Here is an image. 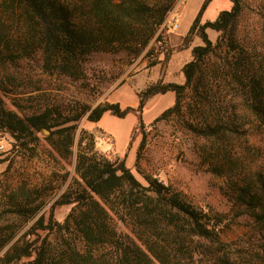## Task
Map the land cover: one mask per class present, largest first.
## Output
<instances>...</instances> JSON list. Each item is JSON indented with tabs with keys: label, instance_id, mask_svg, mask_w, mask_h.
<instances>
[{
	"label": "trees",
	"instance_id": "16d2710c",
	"mask_svg": "<svg viewBox=\"0 0 264 264\" xmlns=\"http://www.w3.org/2000/svg\"><path fill=\"white\" fill-rule=\"evenodd\" d=\"M176 1L0 0V68L34 62L42 72L79 80L95 52L137 56L144 50L153 58L151 65L157 64ZM229 1L228 9L203 22L212 0L202 1L180 45L189 48L195 37L202 42L191 48L182 83L152 82L139 91L136 107L105 101L63 113L46 106L23 117L2 106L0 126L17 140L44 127L51 131L52 149L67 159L83 116L96 122L105 112L120 118L132 113L142 126L147 100L172 92L174 103L152 123L190 116L186 125L202 141L198 150L206 170L219 180L236 215L252 219L261 247L234 251L222 239L228 226L223 215L194 206L153 177L142 184L124 159L94 151L90 137V147L81 146L75 157V185L68 184L47 214L41 206L30 207L28 190L11 193L12 207L3 211L0 223V264H264V4L258 10V38L252 40L239 35L242 0ZM208 29L219 33L215 41ZM20 81L9 70L0 78L5 88ZM144 145L145 136L137 159ZM65 204L72 208L58 221L54 208ZM111 212L127 221L134 238L118 233ZM26 217L34 220L16 237L25 224L16 231L13 226Z\"/></svg>",
	"mask_w": 264,
	"mask_h": 264
},
{
	"label": "rangeland",
	"instance_id": "374dc122",
	"mask_svg": "<svg viewBox=\"0 0 264 264\" xmlns=\"http://www.w3.org/2000/svg\"><path fill=\"white\" fill-rule=\"evenodd\" d=\"M203 0H177L166 20L172 14L178 16L177 27L168 24L166 48L158 53L159 62L151 65L152 57L146 50L139 55L119 52H95L85 64V77L70 79L57 73L42 72L34 62H22L10 69L0 68V78L6 70L18 76L20 85L6 88L0 82V107L17 112L20 116L40 111L46 106H55L63 113L83 105L95 107L105 101L118 102L121 107L138 104V93L152 82L163 79L182 83L183 65L191 60V48L201 44L195 37L189 48L181 50L184 34L195 17ZM243 12L240 17L239 35L256 40L261 19L258 14L264 0H242ZM229 0H212L202 16L204 20H214L221 10L228 9ZM212 41L218 32L208 29ZM167 45L169 47L167 52ZM2 85V86H1ZM189 100H186L188 102ZM174 103V93L157 94L150 97L142 111L143 125L138 124L135 114L129 113L120 118L105 112L100 120L92 122L86 115L77 123L75 146L71 158H62L50 146L47 139L51 135L43 133L42 128L34 136L17 140L0 126V223H4V210L11 208L10 195L21 188L33 196L30 207L41 206V212L49 211L55 199L75 180V157L80 147L88 148L93 138L94 151L109 159H124L135 177L146 184L150 176L196 207L211 209L225 217L227 227L222 239L231 248H245L253 252L262 245L260 235L254 228L252 219L236 215V207L224 195L220 182L206 170L198 146L202 141L186 125L190 116L174 117L170 120H153L163 110ZM44 128V127H43ZM46 129V128H45ZM145 136V145L137 159V148ZM81 145H80V144ZM72 208V204L57 205L53 216L62 221ZM113 225L119 234L134 238L127 221L115 215ZM17 222L13 230L21 228L18 237L34 219ZM103 252V249H100Z\"/></svg>",
	"mask_w": 264,
	"mask_h": 264
},
{
	"label": "built area",
	"instance_id": "2783aa9c",
	"mask_svg": "<svg viewBox=\"0 0 264 264\" xmlns=\"http://www.w3.org/2000/svg\"><path fill=\"white\" fill-rule=\"evenodd\" d=\"M166 25L170 24V26L172 27H177L179 20H178V16L176 14H172L171 17L169 18V20L165 21ZM3 145L0 144V151L2 150Z\"/></svg>",
	"mask_w": 264,
	"mask_h": 264
},
{
	"label": "water",
	"instance_id": "95a60500",
	"mask_svg": "<svg viewBox=\"0 0 264 264\" xmlns=\"http://www.w3.org/2000/svg\"><path fill=\"white\" fill-rule=\"evenodd\" d=\"M42 131H43V133H45V134H48V133H49V131H48L47 129H45V128H42Z\"/></svg>",
	"mask_w": 264,
	"mask_h": 264
},
{
	"label": "crops",
	"instance_id": "0c3cea01",
	"mask_svg": "<svg viewBox=\"0 0 264 264\" xmlns=\"http://www.w3.org/2000/svg\"><path fill=\"white\" fill-rule=\"evenodd\" d=\"M190 24H191V23H190ZM189 26H190V25H189ZM188 28H189V27H188ZM185 33H186V32H185ZM185 33H184V34H185ZM184 34H182L181 36H183Z\"/></svg>",
	"mask_w": 264,
	"mask_h": 264
}]
</instances>
